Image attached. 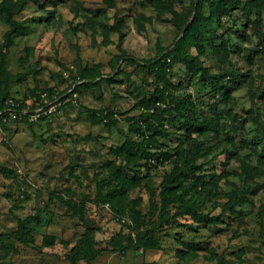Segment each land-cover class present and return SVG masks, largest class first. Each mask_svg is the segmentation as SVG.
<instances>
[{"label": "rangeland", "instance_id": "obj_1", "mask_svg": "<svg viewBox=\"0 0 264 264\" xmlns=\"http://www.w3.org/2000/svg\"><path fill=\"white\" fill-rule=\"evenodd\" d=\"M222 1L0 0V264H264V0Z\"/></svg>", "mask_w": 264, "mask_h": 264}, {"label": "trees", "instance_id": "obj_2", "mask_svg": "<svg viewBox=\"0 0 264 264\" xmlns=\"http://www.w3.org/2000/svg\"><path fill=\"white\" fill-rule=\"evenodd\" d=\"M237 7L236 5H233V3L230 2V0H224L221 2V9L223 12H226L227 10L231 9V8H235ZM2 9L4 11V13L6 15H10L11 14V10L7 5L2 6ZM218 14H213L212 17L210 16H204V17H199L196 22L192 21L190 24H188L185 28L184 33L175 40V45H176V52L179 53V51L183 48H186L187 46H191V45H196L198 48L201 47L200 44V40L202 37V32H207L209 30V25L212 22L213 18H217ZM11 18L10 16L8 17V21H10ZM195 20V18H194ZM204 30V31H202ZM174 51V50H173ZM175 52V51H174ZM175 53L172 57L171 56H164V54L162 56L153 58L151 60H146V63H148L149 65L153 66V67H157L155 69V72L157 73L158 77H166L167 72H170V67L173 66L175 64V62H184L187 63L188 65H191L193 62L196 61V59H198L196 57V55L194 54H190L188 52L184 53V54H178ZM137 59V58H135ZM206 72V71H205ZM162 96H157V99H155L153 101V107H155V110L150 111L151 107L150 104L148 106H145L147 108V111L142 113L140 116H138L135 120V125H136V130L139 131L140 135H145L146 132L148 130H151L153 128L157 129L159 128V126L161 125L160 120H161V115L159 114V106H155L156 102L158 101V103H160L159 99H161V97H164L165 95V91H161ZM176 105L179 106L180 108H182L184 106V102L183 100H179L176 102ZM4 107H7L8 109H14V110H18L19 112H21V109L17 107L16 104H12V103H7ZM166 110V109H164ZM182 112V111H180ZM134 128V127H133ZM146 140V141H145ZM141 143H138V146L140 149H142L145 153V155H149V148L150 146V142H147L149 139H146ZM161 153V152H160ZM159 153H153L151 154L152 156L154 155H158ZM182 169H179L178 171L175 172V174H173L170 178L169 181H166V184H168V182H171V180L177 179L180 175ZM241 194L237 195V199H241ZM0 241H2V238H0Z\"/></svg>", "mask_w": 264, "mask_h": 264}, {"label": "built area", "instance_id": "obj_3", "mask_svg": "<svg viewBox=\"0 0 264 264\" xmlns=\"http://www.w3.org/2000/svg\"><path fill=\"white\" fill-rule=\"evenodd\" d=\"M12 104H14V103L12 102ZM9 110H10V113H11L14 117H16V116L18 115V113H17L16 110H14V109H9Z\"/></svg>", "mask_w": 264, "mask_h": 264}]
</instances>
